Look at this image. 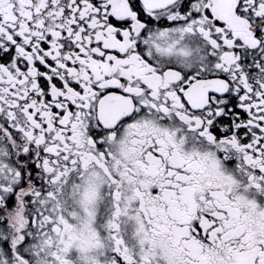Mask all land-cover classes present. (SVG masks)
Returning a JSON list of instances; mask_svg holds the SVG:
<instances>
[{
	"label": "flooded vegetation",
	"instance_id": "flooded-vegetation-1",
	"mask_svg": "<svg viewBox=\"0 0 264 264\" xmlns=\"http://www.w3.org/2000/svg\"><path fill=\"white\" fill-rule=\"evenodd\" d=\"M0 264H264V0H0Z\"/></svg>",
	"mask_w": 264,
	"mask_h": 264
}]
</instances>
